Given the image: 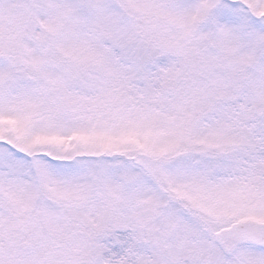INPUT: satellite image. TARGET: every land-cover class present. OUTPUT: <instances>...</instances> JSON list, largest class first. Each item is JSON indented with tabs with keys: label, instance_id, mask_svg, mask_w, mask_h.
Returning <instances> with one entry per match:
<instances>
[{
	"label": "snow or ice",
	"instance_id": "1",
	"mask_svg": "<svg viewBox=\"0 0 264 264\" xmlns=\"http://www.w3.org/2000/svg\"><path fill=\"white\" fill-rule=\"evenodd\" d=\"M0 264H264V0H0Z\"/></svg>",
	"mask_w": 264,
	"mask_h": 264
}]
</instances>
